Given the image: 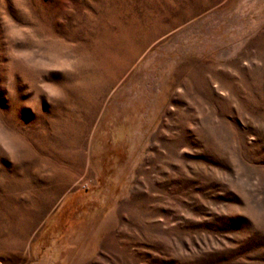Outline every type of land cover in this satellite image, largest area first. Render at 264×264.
<instances>
[{
  "label": "rangeland",
  "instance_id": "obj_1",
  "mask_svg": "<svg viewBox=\"0 0 264 264\" xmlns=\"http://www.w3.org/2000/svg\"><path fill=\"white\" fill-rule=\"evenodd\" d=\"M0 264H264V0H0Z\"/></svg>",
  "mask_w": 264,
  "mask_h": 264
}]
</instances>
